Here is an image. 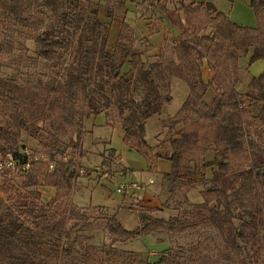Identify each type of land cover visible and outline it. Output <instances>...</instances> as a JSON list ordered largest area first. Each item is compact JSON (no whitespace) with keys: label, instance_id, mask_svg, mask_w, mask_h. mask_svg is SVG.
<instances>
[{"label":"trees","instance_id":"1","mask_svg":"<svg viewBox=\"0 0 264 264\" xmlns=\"http://www.w3.org/2000/svg\"><path fill=\"white\" fill-rule=\"evenodd\" d=\"M176 1L184 18L172 13L167 18L180 30L177 41L182 60L165 63L144 58L147 52L158 53L138 48L135 32L125 20L120 19L112 49L95 0H0L5 15L20 22L27 21L26 14L39 2L52 10L54 20L36 36L38 53L63 66L62 79L46 86L31 87L14 77L0 76V139L16 143L22 130L39 137L38 122L48 121L50 141L44 146L49 151L43 152L55 161V168L47 172L39 167H46L44 163L34 165L25 175V186L35 187L28 190V201L6 206L0 213V264H95L99 255L93 259L89 251L78 254L76 241L66 239L74 227L90 223L88 213L75 206L62 212L55 205L56 198L38 203L41 187H52L56 194L66 184L70 191L76 167L73 156L65 154L71 149L72 154L79 150L84 156V121L91 116L105 112L107 124L121 131L125 143L136 140L139 147L147 145L148 120L163 114L171 102L175 77L186 81L189 93L170 123L169 148L157 154L171 162V171L164 175L169 191L194 188L195 171L186 153L204 139L212 143L217 155L203 167L216 164L218 170L201 192L203 201L191 203L179 214L168 219L147 217L134 230L126 229L116 215L106 216V227L117 239H134L158 231L183 233L212 225L227 249L236 254L235 263L264 264V147L258 142L264 133L259 129L248 133L251 110L246 105L249 96L261 104L257 117L264 124V72L251 78L244 93L238 89L239 58L249 55V64L264 59V0L250 2L256 26L236 23L209 1ZM85 2L92 4L93 16L85 15ZM123 53L128 54L131 75L122 71ZM205 65L214 71L208 81L192 75ZM210 88L216 94L206 103ZM114 107L116 112L109 113ZM253 130L259 137L252 136ZM6 150L18 152L20 148L0 145V151ZM238 156L247 157L249 166L229 173L230 161ZM23 215L33 218L32 225H26ZM68 219L83 222L68 227ZM43 236L51 239L43 240ZM165 258L146 264H162ZM98 262L115 264L106 257H99Z\"/></svg>","mask_w":264,"mask_h":264},{"label":"rangeland","instance_id":"2","mask_svg":"<svg viewBox=\"0 0 264 264\" xmlns=\"http://www.w3.org/2000/svg\"><path fill=\"white\" fill-rule=\"evenodd\" d=\"M250 2L243 11L246 12L248 9L250 17L255 18L254 24H257V16ZM94 3H99L98 16L104 21L106 31H109L112 49L116 46L120 22L125 20L135 32L138 39L137 47L141 50L146 52L150 50L151 53L154 45H159L163 38L161 48L152 51L158 54L147 52L145 59L148 61L158 59L165 63L182 60L177 41L180 30L167 18L170 13L182 15L181 17L184 18L182 11H178L176 0H95ZM85 8L86 16L94 15L91 3L85 2ZM26 15L27 21L20 22L18 19L6 16L0 8V76L14 77L20 83L31 87L46 86L53 80L63 77V66L42 58L38 53L36 41L37 34L52 23L54 16L52 10L42 2L36 4ZM148 42L153 45L152 49L147 47ZM70 60L71 57L67 55L66 61ZM121 60L124 63L122 71L131 75L128 54H121ZM240 64L245 70L247 79L264 72V59L249 64V57L244 56ZM213 74L212 68L205 65L192 75H202L208 81ZM244 86L245 84L238 86L242 93L247 91ZM188 93L189 86L186 81L173 78V98L166 105L163 114L148 120L147 145L143 147L137 146L136 140L125 143L121 131L107 124L105 112L85 119L82 144L84 156H80L79 150L72 154L71 149L65 154L67 158L73 156L72 164L76 167L70 191L66 184L58 188L56 194H50V189L45 190L41 187L42 197L37 200L38 203L45 204L56 198L55 200L58 201L55 205L60 207L62 212L67 213L75 206L88 213L90 223L86 227H74L71 236L66 238L76 241L78 254L89 251L93 259L95 255H99L95 264L99 263V257L111 258L115 264H146L157 262L162 257H166L162 264L238 263L236 254L227 249L221 234L212 225H204L183 233L158 231L134 239H126V237L117 239L106 227V216L116 215L126 229L134 230L146 222L147 217L168 219L188 208L191 203L203 201L201 192L210 185V179L218 170L216 164L203 167L208 161L216 159L217 153L210 141L204 139L186 153L188 162H191L195 171L196 180L194 188L188 192L169 191V182L164 175L171 171V162L159 159L157 156L164 151L165 146L169 148L167 140L171 136L170 123L175 120L176 113ZM214 94H216L214 88L207 90L206 103L212 101ZM246 105L251 110V125L248 126V133L251 129H259L264 133V124L257 117L261 104L249 96L246 98ZM115 112V107L109 110V113ZM38 126L39 137L30 136L27 131L22 130L16 143L0 139V145L16 147V149L28 147L37 151H49L44 146L50 141L47 140L49 122L41 120ZM181 126L182 124L178 125ZM254 130L252 136L259 137ZM261 136L258 142L264 147V134ZM57 158L61 160L62 156ZM230 166L232 171L229 173L243 170L249 166V159L245 156L235 157L230 161ZM39 167L48 171L44 165ZM151 179L153 182L148 183ZM25 180V175L14 173L11 175V180L0 178V213L6 209V206L17 207L18 204L28 201L30 198L28 190L35 187H26ZM122 180L143 183L144 189L136 193H119L117 188ZM22 219L26 221V225H32L31 216L23 215ZM82 222L68 219V227ZM42 239L48 240L51 237L43 236ZM228 255L231 260L227 258Z\"/></svg>","mask_w":264,"mask_h":264},{"label":"built area","instance_id":"3","mask_svg":"<svg viewBox=\"0 0 264 264\" xmlns=\"http://www.w3.org/2000/svg\"><path fill=\"white\" fill-rule=\"evenodd\" d=\"M44 163L49 171L55 168V161L43 151L24 147L18 152L12 150L0 151V178L11 180L12 173L27 175L34 170V165ZM151 179L148 183H152ZM144 189V184L138 181L122 180L117 188L119 193H136Z\"/></svg>","mask_w":264,"mask_h":264},{"label":"crops","instance_id":"4","mask_svg":"<svg viewBox=\"0 0 264 264\" xmlns=\"http://www.w3.org/2000/svg\"><path fill=\"white\" fill-rule=\"evenodd\" d=\"M194 1H209L212 2L218 10L226 13L233 21H235L238 24L241 25H246V26H256L257 24H254L255 18L250 17V12L247 11L244 12V8L248 7V4L251 0H194ZM134 4V3H133ZM242 6V7H240ZM168 24V23H167ZM172 26L170 25L169 28H171ZM158 32V31H156ZM160 33H162L161 31H159ZM162 42H163V38H162ZM162 42L159 45H154V51L159 50L162 46ZM249 57V55H247ZM244 56H241L239 58V66H240V74H241V82L239 84V86H241L242 84H245V88L247 89V85L249 83V81L251 80L252 77H250L249 79H247L246 73L244 68L241 67L240 61ZM261 60V59H260ZM254 77V76H253ZM239 90H241L239 88ZM242 92V91H241ZM245 91H243L244 93ZM45 190L50 189V194H53L54 188L49 187V186H44Z\"/></svg>","mask_w":264,"mask_h":264}]
</instances>
